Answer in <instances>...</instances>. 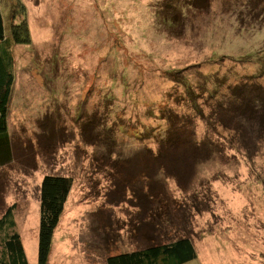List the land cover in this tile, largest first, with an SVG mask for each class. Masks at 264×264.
<instances>
[{"label":"rangeland","instance_id":"1","mask_svg":"<svg viewBox=\"0 0 264 264\" xmlns=\"http://www.w3.org/2000/svg\"><path fill=\"white\" fill-rule=\"evenodd\" d=\"M0 7L6 36L25 22L30 37L11 48L0 167V217L14 207L29 264L47 175L71 181L50 264H107L181 236L197 251L183 264H264V0Z\"/></svg>","mask_w":264,"mask_h":264},{"label":"trees","instance_id":"2","mask_svg":"<svg viewBox=\"0 0 264 264\" xmlns=\"http://www.w3.org/2000/svg\"><path fill=\"white\" fill-rule=\"evenodd\" d=\"M29 41V31L25 22L18 25L13 24L11 36H6L4 17L0 7V167L9 163L12 158L8 111L15 81V70L11 48L13 43H27ZM179 140L182 139H178L176 136L167 141H169V146L174 147ZM192 147L194 150L197 149L195 145L191 146V149ZM170 163L171 161L168 162V165L172 168L173 165ZM177 171L175 170L173 175L177 176L180 182L192 174H185L182 171L177 173ZM70 183V178L61 175H47L42 181L39 264H50L48 257L52 237L63 212ZM13 208V206H9L0 217V235L4 234L0 240V264H29L20 233L13 229L16 225ZM196 257L197 251L192 239L188 236H181L136 250L111 254L107 257L106 262L107 264H183Z\"/></svg>","mask_w":264,"mask_h":264}]
</instances>
